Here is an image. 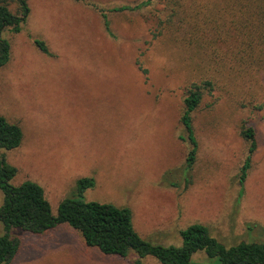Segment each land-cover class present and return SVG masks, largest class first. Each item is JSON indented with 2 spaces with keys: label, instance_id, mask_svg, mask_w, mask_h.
Returning <instances> with one entry per match:
<instances>
[{
  "label": "rangeland",
  "instance_id": "rangeland-1",
  "mask_svg": "<svg viewBox=\"0 0 264 264\" xmlns=\"http://www.w3.org/2000/svg\"><path fill=\"white\" fill-rule=\"evenodd\" d=\"M7 1L17 14L18 0ZM26 1L23 30L2 34L12 59L0 68V115L24 132L19 148L1 151L17 168L12 183L38 182L57 213L77 180L92 176L87 200L129 207L137 231L164 245H180V230L194 223L225 246L264 242V53L255 44L239 45L232 27L210 18V10L222 16L227 6L154 0L114 11L144 0ZM203 81L213 88L193 114L198 160L187 169L184 99L192 83ZM244 123L255 128L257 150L241 183L249 148L240 133ZM11 234L20 248L10 264H133L136 258L105 255L67 224ZM195 260L210 261L205 252ZM142 263L160 264L151 256Z\"/></svg>",
  "mask_w": 264,
  "mask_h": 264
},
{
  "label": "trees",
  "instance_id": "trees-1",
  "mask_svg": "<svg viewBox=\"0 0 264 264\" xmlns=\"http://www.w3.org/2000/svg\"><path fill=\"white\" fill-rule=\"evenodd\" d=\"M154 0H144L136 5H122L114 11H135ZM225 4L222 16L214 9L212 17L222 18L223 27H231L242 42L251 48L259 47L264 53V0H221ZM20 11L14 14L7 0H0V68L11 59L10 40L2 34L5 31L19 33L23 30L30 7L26 0H18ZM220 15V17H219ZM104 24L110 32L107 14H103ZM219 24V23H218ZM211 26V25H210ZM219 28V26H217ZM212 27L211 30H217ZM38 48L47 55H52L47 44L35 39ZM255 44V45H254ZM212 82L192 83L184 99L181 123L185 128L190 149L186 157V168L191 169L197 160L199 142L194 129L193 114L198 109L205 94L211 90ZM248 142V154L241 168V183H244L252 166V157L257 149L256 131L252 125L244 123L240 131ZM24 132L17 123L10 122L0 115V190L3 202L0 205V223L4 233L0 235V264H10L17 255L20 241L12 236L13 230L42 234L60 224H67L77 230L89 247L100 250L105 255L128 257L134 254L133 264H143L142 259L151 256L160 264H264L263 241H240L225 246L211 235L210 229L202 223H194L180 231L181 244L164 245L144 238L135 228L133 212L129 207H120L112 203L90 201L85 198V191L96 185L94 177H82L77 180L76 191L65 197L53 213L45 190L38 182L25 180L15 185L12 183L17 168L8 162L1 151L19 148ZM184 139L183 137H181ZM205 252L210 261L204 263L195 260V255Z\"/></svg>",
  "mask_w": 264,
  "mask_h": 264
},
{
  "label": "crops",
  "instance_id": "crops-1",
  "mask_svg": "<svg viewBox=\"0 0 264 264\" xmlns=\"http://www.w3.org/2000/svg\"><path fill=\"white\" fill-rule=\"evenodd\" d=\"M20 33V32H19ZM15 34H18V33H15ZM38 47V46H37ZM40 50V49H39ZM41 51V50H40ZM42 52V51H41ZM11 53H12V51H11ZM47 55V54H46ZM11 59H12V56H11ZM257 139V138H256ZM257 150V149H256ZM255 153V152H254ZM197 160H198V153H197ZM197 160H196V162H195V165H196V163H197ZM195 165H193V167H195ZM252 167V166H251ZM250 170V169H249ZM181 231V230H180ZM180 238H181V236H180ZM182 241V240H181ZM243 241H248V240H243ZM179 244V243H178Z\"/></svg>",
  "mask_w": 264,
  "mask_h": 264
}]
</instances>
